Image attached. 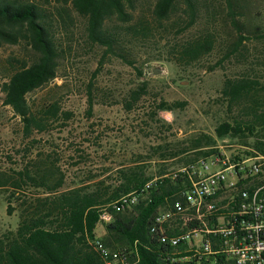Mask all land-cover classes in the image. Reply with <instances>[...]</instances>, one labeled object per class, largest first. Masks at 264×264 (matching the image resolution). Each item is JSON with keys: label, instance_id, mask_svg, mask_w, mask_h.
Segmentation results:
<instances>
[{"label": "trees", "instance_id": "16d2710c", "mask_svg": "<svg viewBox=\"0 0 264 264\" xmlns=\"http://www.w3.org/2000/svg\"><path fill=\"white\" fill-rule=\"evenodd\" d=\"M40 1L44 0H0V47L24 40L35 54L31 62L20 61V65L13 68L1 82L3 105L20 119L21 143L30 146L22 148V167L11 170L12 174L0 171V190L10 189L3 191L8 193L5 197L6 212L11 215L19 209L17 229L0 237V264H103L88 243L89 239L96 237L97 225H102L105 230L100 237L105 245L112 249L125 247L136 251L138 264H182L165 260V250L152 239L149 227L157 210L166 208L164 198L176 192L185 182L184 179L166 177L161 183L156 182L136 206L116 213L112 209L114 202L123 195L140 190L154 178L146 173L144 164L117 169L115 177H109L108 181L100 179L103 175L89 172L91 175L82 176L79 181L65 187L67 177L57 164V158L42 153L32 161H25L29 149L45 142L40 138L49 134L51 126L56 124L61 133H70L63 139L65 145L62 150L73 161L71 168L80 170V166L86 163L83 144L101 148L99 138L93 131V123L85 125V131L81 133L82 141L76 143L69 130L73 117L70 111L62 109L57 100H46L37 110L28 101L29 94L57 77L63 58ZM57 2L70 5L85 19L88 41L102 49L100 66L109 56L133 64V47L137 43L146 44L156 27L161 33L167 31V22L179 14L180 9L187 19L179 33L194 26L202 11L208 14L210 28L206 27L197 36L185 41L177 53L169 50V54L174 55L171 60L178 65H187L212 53L218 43L214 26L216 21L221 27L223 41L227 43L220 42L223 44L222 52L211 70L216 67L225 70L226 62L232 59L242 65V69L235 75L225 74L220 90V99L233 116L215 128L214 138L203 135L195 141L192 145L195 151L193 156L183 159V163L188 164L200 156L215 152L209 148L216 141L223 142L224 139L256 137L253 147L264 153V51L256 54L257 59L263 55L261 62H245L242 53L247 41L264 47V28L250 27L240 0H154L150 19L145 14L135 16L139 0ZM209 7L214 10L209 12ZM177 24L178 20H174L172 25ZM258 65H261V73ZM88 93L87 114L91 118V89ZM145 95L147 84L142 81L135 89L128 91L122 101L123 110L132 112ZM161 111H172V107L160 101L152 116H157ZM243 144L248 142L243 141ZM165 174L163 168L158 171V176ZM29 190H40L41 196L29 199L26 196ZM173 200L175 198L170 202ZM13 204L17 206L16 209ZM105 213L110 218L102 221L100 217Z\"/></svg>", "mask_w": 264, "mask_h": 264}, {"label": "rangeland", "instance_id": "374dc122", "mask_svg": "<svg viewBox=\"0 0 264 264\" xmlns=\"http://www.w3.org/2000/svg\"><path fill=\"white\" fill-rule=\"evenodd\" d=\"M240 1L250 27L264 28V0ZM40 2L63 58L60 60L57 77L45 87L29 94L28 101L37 110L44 101L57 100L62 109L73 115L69 130L76 143L82 141L81 133L85 131V125L91 123L95 125L93 131L101 143L100 149L90 144L82 145L86 163L80 166V170H75L71 168L73 161L62 150L65 145L63 139L70 133H61L56 124L51 126L49 134L41 138L36 136L45 142L29 149L25 161H32L42 153L57 158V164L67 177L65 187L91 174L103 175L100 179L108 181L109 177H115L117 169L142 164L146 166V173L153 177H158L161 168L167 175H171L184 164L183 159L193 156L191 151H194L192 145L195 141L203 135L214 138L215 128L233 116L220 99V90L225 74L235 75L242 69V65L232 59L226 62L225 70L219 67L211 70L222 52L223 44L220 42H224L221 27L216 21L214 26L218 33V43L212 53L187 65H178L171 60L180 45L200 34L206 27L210 28L208 14L203 11L197 23L184 32L179 33L187 19L182 9L167 22V31L161 33L159 27H156L146 44L137 43L133 47V64L109 56L100 66L102 49L88 41L85 19L70 5H60L57 0ZM153 2L139 0L135 16L145 14L150 19ZM212 10L209 7V12ZM219 10L224 15L222 9ZM174 20H178L177 25H172ZM245 46L242 50L245 62H261L264 54L259 59L256 54H261L258 51H264V47L254 41H247ZM169 50L173 53L169 54ZM34 58V52L24 40L0 47V171L8 174L22 167V148L30 145L21 143L20 119L14 116L9 107L3 105L1 82L13 68L20 65V61L31 62ZM257 68L261 73V65ZM142 81L147 84V95L142 97L132 112L124 111L123 99L130 89H135ZM89 89L93 101L91 118L87 114ZM160 101H165L172 107V111H161L157 116H152V111H155ZM255 140L256 137H247L224 139L223 142L239 145L243 141L253 143ZM9 190H0V237L14 232L19 224L17 206L12 205L16 210L11 215L6 212L5 197ZM26 192L29 199L41 194L40 190Z\"/></svg>", "mask_w": 264, "mask_h": 264}, {"label": "built area", "instance_id": "2783aa9c", "mask_svg": "<svg viewBox=\"0 0 264 264\" xmlns=\"http://www.w3.org/2000/svg\"><path fill=\"white\" fill-rule=\"evenodd\" d=\"M262 140V139H261ZM254 143L216 142L215 152L153 178L112 204L116 213L139 203L164 178L184 179L164 198L149 234L164 258L182 264H264V153ZM192 154L195 151H191ZM175 198L172 202L170 199ZM109 214L100 219L106 221ZM103 264H138L136 251L112 249L98 236L88 240Z\"/></svg>", "mask_w": 264, "mask_h": 264}, {"label": "crops", "instance_id": "0c3cea01", "mask_svg": "<svg viewBox=\"0 0 264 264\" xmlns=\"http://www.w3.org/2000/svg\"><path fill=\"white\" fill-rule=\"evenodd\" d=\"M156 178V177H154ZM95 234L96 236L98 237H102L104 234H105V230L104 228L102 227V225H97L96 229H95Z\"/></svg>", "mask_w": 264, "mask_h": 264}]
</instances>
